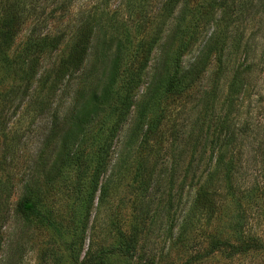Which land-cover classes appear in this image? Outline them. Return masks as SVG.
<instances>
[{
    "label": "rangeland",
    "instance_id": "rangeland-1",
    "mask_svg": "<svg viewBox=\"0 0 264 264\" xmlns=\"http://www.w3.org/2000/svg\"><path fill=\"white\" fill-rule=\"evenodd\" d=\"M163 1L24 0L12 42L0 46V264H80L66 241L81 221L86 229L74 249L79 259L93 239L107 246L141 213L146 234L139 252L108 253L101 264H264V0H248L225 15L219 7L203 17L195 11L209 0H180L139 74L132 107L122 113L123 86L140 64L138 43L160 27ZM15 2L0 0V30ZM82 25L93 27L85 59L72 75L60 76ZM214 34L217 43L209 45L215 48L196 75L199 66L191 65L206 54L203 45ZM115 61L112 87L102 97ZM237 71L242 88L224 133L244 131L234 142L223 134L213 147L209 127L207 138L189 147L187 138L196 135L204 116V94L219 80L222 100ZM179 75L182 86L161 90L142 110L148 84L164 87ZM195 76L194 85L184 86ZM216 107L214 119L223 115ZM103 145L106 169L95 182ZM221 151L226 161L233 156L235 171L229 184L222 179L216 191H205L209 206L201 204L197 188ZM25 195H33L62 237L16 214ZM216 240L262 246L207 253ZM195 253L200 256L193 260Z\"/></svg>",
    "mask_w": 264,
    "mask_h": 264
},
{
    "label": "trees",
    "instance_id": "trees-1",
    "mask_svg": "<svg viewBox=\"0 0 264 264\" xmlns=\"http://www.w3.org/2000/svg\"><path fill=\"white\" fill-rule=\"evenodd\" d=\"M69 2L72 0H68ZM180 0H164L161 8L159 9V15L161 16L160 20V27L154 31L150 37L146 41H140L138 43V52L139 54V61L140 64L137 69H135L131 75L129 80L126 82V85L123 86L125 89L122 99H121V105L119 106V111L122 113H127V111L132 107L133 105V98L135 97V91L138 88L139 84L141 83L139 74L143 69L146 67L147 62L150 59L152 49L154 46L160 41V34H161V26H164L167 21L174 15L176 11L177 4ZM248 0H209L205 1L206 4H200L198 5V8L196 9V13L199 14L200 17L210 15L215 13V9H219V7L224 11V15L228 12H235L240 11V8L245 6ZM25 7H27V3L24 2V0H16L15 4L12 5L8 10L5 11L4 17L1 21V27L2 30H0V46H8L13 40V37L15 36L17 32L18 25L21 23L22 18L24 17V14L26 12ZM178 10V8H177ZM180 11V10H179ZM178 14L176 18H178ZM223 20L225 17H222ZM183 17L180 19V23L182 22ZM180 23L175 28L177 30V33L180 31ZM93 27L91 25H82L79 29L78 38L79 41L74 45V47L71 50V54L64 59V61L61 64L60 70L61 75L66 74L72 75L74 71H76L81 63L84 61L86 56V50H88L89 42H90V35H92ZM217 34H214L213 36L209 37L208 40L204 43L203 47H207L206 54H202L197 58L195 61H193L191 67L193 68H199L202 66H205V58H207L208 54L210 53V50L215 48V46H211L214 42L217 43ZM220 38V37H219ZM211 44V45H209ZM1 49V48H0ZM117 60V58H116ZM33 61L36 62V60L31 59L28 64V69L30 71V74L34 73V66ZM204 62V63H203ZM116 61L112 67V71L110 73L109 79L105 85L104 89V96H108L110 88L113 84V78H114V68H116ZM190 67V66H189ZM57 77L58 79L60 78ZM198 77V76H197ZM189 77V81L184 86H192L194 85L195 78ZM180 78L179 76L171 77L170 81L163 87L159 81L155 82L154 84H148L145 91L143 92V98L147 101L145 106H142V110L145 108L150 109V107L153 105V103L156 101V96L161 90H164L166 92H172V90L175 88H179V86H182V83H177V79ZM57 79V80H58ZM154 80V79H153ZM152 80V81H153ZM242 79L240 78L239 72H234L227 84V92L224 94V97L222 100L218 101V95L217 92H219V80L215 81L212 84V87L208 90L207 93L204 94V104L202 106V110H200V114L203 113V119L201 121V125L199 128H194L196 130V135L192 137L191 135L187 138L191 143L189 144V147L192 145L194 146L195 143L199 139H202L204 141L205 138L209 135V127L212 128L211 131V138H210V145L216 146L220 144L224 137V128L230 129L231 122L228 120V116L232 113V109L236 104L237 97H239V93L242 88ZM225 81V80H224ZM223 81V83H224ZM187 89V87L182 88L179 91V94L184 92ZM175 92V91H173ZM183 95H180L183 98ZM179 96V95H178ZM93 98L98 99L99 97L95 94L93 95ZM220 104V109L223 111L222 116H217L215 119L214 117L217 115V107L216 105ZM162 116V115H161ZM160 116V117H161ZM200 119V117L198 118ZM228 122V123H227ZM209 124V125H208ZM203 125L205 127L203 128ZM211 125V126H210ZM244 130L239 129H233L230 130L229 133L226 135V139L228 141L234 142L236 140L237 136L240 132ZM203 137V138H202ZM177 145V140L174 136L173 143ZM178 146V145H177ZM209 146V145H208ZM107 145H103V147H100L98 150L99 154V160H97V163L95 165L93 178L94 181L98 180V178L101 176V174L105 171L106 167V154H108L107 151ZM227 150V149H226ZM195 154V152L193 151ZM261 152H259L260 154ZM231 155V152H230ZM233 157V156H232ZM230 157L228 161L225 159L224 152H220L218 154L213 162V167L208 170V173L205 174L203 180L200 182L199 187L197 188V191H202L201 194H199V202L201 204H208L209 202L211 204V200L207 198L205 191H216L217 184L220 180L223 179L224 182L227 184L230 183V178L233 175L235 171V166L233 165V158ZM261 172L264 174V160L261 165ZM146 189V187H145ZM144 189V190H145ZM25 190L27 191L26 187ZM202 195V197H201ZM15 212L16 214H19L25 219H35L37 222H41L44 224L47 228H50L52 231L55 232V234L60 235L62 237V230L59 225H57L50 217L45 215L40 207L35 203L33 195H25L22 196L15 205ZM84 217H86L84 215ZM139 218L134 219V222L129 226L127 233L122 231L121 229L116 231V237L112 240L111 243H109L107 246H104V244H101L97 241H94V239L89 243V248H87L86 251H84V254L82 256V259H79V256L77 255V252H74L76 243L81 240L85 233L86 229V223L84 221L80 222V229L78 231H74L75 234H71L70 238L66 241L67 248L70 249L71 256L73 257V261L80 262V264H101L104 260L105 255L108 253H120L128 257H132L136 255L139 252V248L142 247V243L140 242V236L141 233L145 232L143 229L145 227V218L144 215L141 213ZM146 230V229H145ZM146 234V232H145ZM1 232H0V245H1ZM249 246L252 248L258 249L261 248V244L259 243H246L240 246H235L227 242L223 241H212L210 243L209 249L207 253H212L215 250H220L226 247H229L233 249L232 251H244L245 249H248ZM81 248V247H80ZM81 250V249H80ZM206 254V253H205ZM200 256L199 254L195 253L193 255V260L198 258ZM147 264H156L154 261H149Z\"/></svg>",
    "mask_w": 264,
    "mask_h": 264
}]
</instances>
